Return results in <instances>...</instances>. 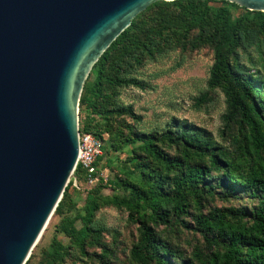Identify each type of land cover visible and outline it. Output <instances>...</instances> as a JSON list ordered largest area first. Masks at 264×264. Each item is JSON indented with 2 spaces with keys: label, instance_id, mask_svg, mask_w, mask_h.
<instances>
[{
  "label": "trees",
  "instance_id": "16d2710c",
  "mask_svg": "<svg viewBox=\"0 0 264 264\" xmlns=\"http://www.w3.org/2000/svg\"><path fill=\"white\" fill-rule=\"evenodd\" d=\"M206 45L214 52L208 87L226 94L228 114L222 135L230 137L231 145L223 146L188 124L163 133H131L127 140L139 143L130 159L135 173L116 180L101 177L92 193L85 173L78 168L74 177L79 189L72 180L55 214L76 209L70 192L86 189L82 226L77 228L76 221L67 218L61 229L69 245L53 243L42 264H63L73 250L91 260L92 246L101 248V257L107 258L111 252L100 242L104 229L95 227L101 207L124 209L129 221L138 225L139 240L130 252L136 264H264L263 66L253 61L247 66L240 58L241 50L255 45L259 63L264 65V12L219 0L160 1L149 6L94 66L84 86L80 114L83 108L93 109L85 120L80 119V130L102 139L110 133L123 140L122 131H112V118L129 115L140 122L142 117L132 107H110L116 91L145 90L147 85L132 73L147 61L177 48L197 51ZM207 97L199 99L198 105ZM104 160L102 155L96 163L102 173ZM107 186L115 191L111 197L96 196ZM219 190L228 198L248 194L257 205L251 210L214 207L204 214L206 202ZM187 217L192 218V225ZM177 225L200 234L210 253L195 249L189 260H183L180 250L158 231L160 226L172 230Z\"/></svg>",
  "mask_w": 264,
  "mask_h": 264
},
{
  "label": "water",
  "instance_id": "95a60500",
  "mask_svg": "<svg viewBox=\"0 0 264 264\" xmlns=\"http://www.w3.org/2000/svg\"><path fill=\"white\" fill-rule=\"evenodd\" d=\"M160 1L0 0V264L31 258L75 174L88 77Z\"/></svg>",
  "mask_w": 264,
  "mask_h": 264
},
{
  "label": "rangeland",
  "instance_id": "374dc122",
  "mask_svg": "<svg viewBox=\"0 0 264 264\" xmlns=\"http://www.w3.org/2000/svg\"><path fill=\"white\" fill-rule=\"evenodd\" d=\"M229 8L232 9V13L238 14L231 6ZM240 58L247 66L252 65L251 61L259 67L263 66L262 76L264 77V65L259 63L260 55L255 45L241 50ZM213 63L214 52L210 45L201 47L197 51L183 52L177 48L157 56L154 60L147 61L144 66L132 73V76L143 81L147 88L145 90L136 88L117 90V97L111 101L110 107H132L136 116H141L142 120L138 122L129 115H115L112 118V131H122L124 139L112 136L110 133H105L103 136V143L107 148L106 152L103 151L106 166L103 172L104 178L116 180L123 178L124 174L135 173L130 159L139 143L127 140L134 132L138 135L163 133L188 124L199 128L223 146L231 145L230 137L222 135L225 129L224 117L228 114L226 94L222 89L210 90L208 87ZM204 95H208L207 100L199 106L198 100ZM92 109L83 108L79 115L80 119L85 120ZM107 161L111 162L108 166ZM84 188L83 184L82 189ZM100 189L96 196L102 198L111 197L115 193L110 186ZM91 191L94 193L95 188H91ZM70 193L73 202L76 203V209L70 213L64 209L62 213L54 214L37 248L34 249L32 253L34 257L29 264H42L53 247V243L69 245V238L61 229L62 223L67 218L74 219L77 228L82 226L81 218L85 214L89 192L84 189V191L71 190ZM256 205L257 201L249 198L248 194L228 198L224 191L219 190L212 201L206 202L204 214L214 207L222 209L237 207L251 210ZM194 212V210L191 211L192 214ZM185 220L193 224L191 217ZM95 227L104 229L100 242L101 245L108 247L111 254L107 258H102V249L92 246L89 248L91 260L83 258L76 250H73L71 257H68L63 264H136L132 261L130 252L139 240L138 225L129 221L126 210L101 207L96 214ZM158 231L162 232L163 237L174 248L180 250L183 260H189L195 249L210 253L207 243L200 234L192 233L180 225L173 227L172 230H165L164 226H160Z\"/></svg>",
  "mask_w": 264,
  "mask_h": 264
},
{
  "label": "built area",
  "instance_id": "2783aa9c",
  "mask_svg": "<svg viewBox=\"0 0 264 264\" xmlns=\"http://www.w3.org/2000/svg\"><path fill=\"white\" fill-rule=\"evenodd\" d=\"M80 130V128H79ZM79 156L75 172L80 168L86 177V183L89 188L97 185L104 174L97 168V160L103 155V139L97 135L87 132L79 131ZM74 186L79 189V183L73 177Z\"/></svg>",
  "mask_w": 264,
  "mask_h": 264
}]
</instances>
